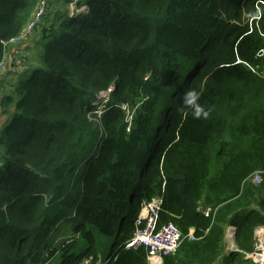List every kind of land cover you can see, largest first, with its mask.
<instances>
[{"label":"trees","instance_id":"obj_1","mask_svg":"<svg viewBox=\"0 0 264 264\" xmlns=\"http://www.w3.org/2000/svg\"><path fill=\"white\" fill-rule=\"evenodd\" d=\"M71 1H48L24 71L0 80V264H48L63 222L91 245L89 227L115 237L96 262L148 264L126 243L157 197L156 231L195 237L163 264H250L264 226V0H85L70 14ZM38 2L0 0V62ZM190 88L207 119L180 113ZM229 227L239 251L225 252ZM74 254L61 264L92 256Z\"/></svg>","mask_w":264,"mask_h":264},{"label":"built area","instance_id":"obj_2","mask_svg":"<svg viewBox=\"0 0 264 264\" xmlns=\"http://www.w3.org/2000/svg\"><path fill=\"white\" fill-rule=\"evenodd\" d=\"M48 1L49 0H39L31 20L27 23L22 32L5 42V47L8 52L11 47L24 43L28 37L33 34L36 27H38V25L42 22L46 14ZM84 1L85 0H72L69 4L70 14H78L85 11L87 9V5L84 4ZM6 60L7 56L4 61L0 62V74L6 70ZM19 64L21 65V61H19ZM111 92L112 89H109L105 94L101 95V98H103L105 103H107V96ZM124 109H126V106H124ZM253 181L255 183H260V175H255ZM161 204L162 199H153L150 203L144 204L137 222V225H143V228L138 229L134 238L126 243L127 249L137 248L141 245L145 246L148 249V264H163L164 257L175 254L184 240L192 241L195 239L193 232L182 236L178 227L173 223L164 225L161 229L156 231ZM255 235L257 239L255 249L253 252L247 254L246 259H248L251 264H264V226L259 227L256 230ZM80 264L101 263L95 262L93 258H85L82 262H80Z\"/></svg>","mask_w":264,"mask_h":264},{"label":"rangeland","instance_id":"obj_3","mask_svg":"<svg viewBox=\"0 0 264 264\" xmlns=\"http://www.w3.org/2000/svg\"><path fill=\"white\" fill-rule=\"evenodd\" d=\"M64 0H56L55 5L57 7H60L63 5ZM68 10L70 12V6L65 7L64 10ZM249 21H252L250 19ZM39 64L38 67L41 66ZM37 65H34L33 68H36ZM103 99V98H102ZM110 110V107L107 106V104L102 101L101 104L98 105V108L96 109V113H98V117H101L104 113V111ZM127 113V111H125ZM155 199H162L161 197L154 198ZM70 222H63L60 227H57L51 236L48 239V243L50 246H52V249H58L59 252L56 253L54 257H52L51 261L48 264H61L62 260L61 255L65 249H67V252L69 251L70 254L76 253V256L80 255V253H84L89 247H90V253L92 256H89V258H93V260L96 262L97 260H100V262L105 263L111 253L112 247L115 242V237L105 236L98 232V230L95 227H89L87 229V232H91L94 236L95 243L93 245L90 244V241L86 238V233H81L75 235L73 232V227L69 226ZM67 243L66 246L61 247L64 243ZM75 243V244H74ZM68 245L76 246L75 250L70 251V248ZM75 255V254H74ZM80 264V263H79Z\"/></svg>","mask_w":264,"mask_h":264},{"label":"crops","instance_id":"obj_4","mask_svg":"<svg viewBox=\"0 0 264 264\" xmlns=\"http://www.w3.org/2000/svg\"><path fill=\"white\" fill-rule=\"evenodd\" d=\"M53 1H56V0H53ZM33 35L34 36L31 37L32 39L30 38L27 42H25V43H23L21 45H17V46L11 47V49L7 53V60H6V63H5L6 70L0 76V80L7 81L8 80V76L11 73L23 72L24 71V68L22 67V65L19 64L20 54L22 52L27 51V49L29 51V48H31L33 46V41L35 39L36 34H33ZM233 231H234V233H233ZM255 234H256V231H255ZM234 236H235V228L229 227L227 229V231H226L225 252H232L233 246L237 245L235 240H234ZM238 251H239V248H238ZM60 259L62 260V258H60ZM249 263L251 264L250 261H249Z\"/></svg>","mask_w":264,"mask_h":264},{"label":"clouds","instance_id":"obj_5","mask_svg":"<svg viewBox=\"0 0 264 264\" xmlns=\"http://www.w3.org/2000/svg\"><path fill=\"white\" fill-rule=\"evenodd\" d=\"M201 99V92L195 88L188 89L183 98L179 108L183 116L191 115L194 119H207L210 115V109H207L199 101Z\"/></svg>","mask_w":264,"mask_h":264},{"label":"water","instance_id":"obj_6","mask_svg":"<svg viewBox=\"0 0 264 264\" xmlns=\"http://www.w3.org/2000/svg\"><path fill=\"white\" fill-rule=\"evenodd\" d=\"M232 251H233V252H234V251H238V247H237V245H234V246H233V250H232Z\"/></svg>","mask_w":264,"mask_h":264}]
</instances>
